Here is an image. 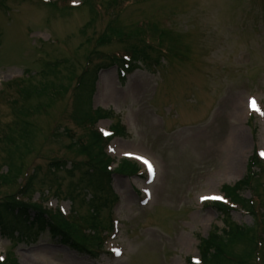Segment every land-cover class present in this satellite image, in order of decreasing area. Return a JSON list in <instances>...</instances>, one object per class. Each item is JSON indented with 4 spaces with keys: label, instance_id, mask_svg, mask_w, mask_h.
Listing matches in <instances>:
<instances>
[{
    "label": "rangeland",
    "instance_id": "obj_1",
    "mask_svg": "<svg viewBox=\"0 0 264 264\" xmlns=\"http://www.w3.org/2000/svg\"><path fill=\"white\" fill-rule=\"evenodd\" d=\"M124 56L132 66L122 77ZM94 77L89 103L79 82ZM82 109L109 115L95 123L106 134L126 125L112 137V166L128 158L138 175L115 172L106 191L71 170L94 164L73 149L88 143ZM240 135L245 143L231 146ZM257 149L264 156V0H0V202L72 210L74 238L99 252L15 228L10 216L0 264H192L205 240L237 225L256 227L249 261L264 264V164L242 193L254 213L240 205L228 215L203 199L248 175ZM56 161L67 165L55 170ZM94 214L104 243L82 239ZM246 246L231 247L236 255Z\"/></svg>",
    "mask_w": 264,
    "mask_h": 264
},
{
    "label": "trees",
    "instance_id": "obj_2",
    "mask_svg": "<svg viewBox=\"0 0 264 264\" xmlns=\"http://www.w3.org/2000/svg\"><path fill=\"white\" fill-rule=\"evenodd\" d=\"M54 6L56 7V5ZM132 49L133 52L138 53L137 47H133ZM84 80L82 82V90H85L89 87V100L87 102L90 103V96L92 95V91L94 90L96 78H93L90 85L89 83H87V81ZM86 96L87 95L85 94V97ZM85 97L83 101H86ZM89 111L90 110L88 109L86 110V113H84V109H82V116L80 117V120L85 126L87 124L94 125L97 122L98 118L102 119L107 118L109 116L103 110H98L95 112L96 115L92 117ZM116 129L120 130V125H117ZM87 137L88 143H84L83 141H81L79 143L83 142L82 145H78L81 147L77 148V146L73 145V149L79 151L81 155L87 156L90 159H94V164L91 168L81 163V161H78L71 167V170H78L81 172V174L85 175L87 180L84 181V183L88 182V187L92 188L93 190L109 191V188H111V173L106 168L108 160L106 158L107 155L104 151L103 139L98 133V131L94 128H87ZM259 164L260 162L258 161V159L254 158L250 164V171H252L254 166ZM66 165L67 163L65 161H56L54 162L53 168L56 170L60 169L61 167H65ZM119 167V171L121 173L129 176L135 175L139 170L137 165L127 160H123L120 163ZM251 180L252 176L251 174H249L246 178L237 182L236 185L225 186L224 191L229 197L237 200V202H241L245 206L250 207L249 200H245L242 197V193L245 189L249 187ZM8 181H10L9 178L6 180V182ZM32 183L33 180H31V184ZM216 207L225 214L229 215L231 213V211L228 210L224 205L219 204ZM10 216H12V219L16 221L15 228L25 229L26 224H28V229H32L35 231L48 230L50 233L53 234V236L57 237L64 244L79 249L82 252L93 253V251L86 246L87 243L74 238L73 234H75L77 230H72L73 225L60 213V211L59 213L53 214L51 211L45 210L42 206L37 205L35 203H25V201L20 202L15 199H13L12 201H1L0 226H3L2 229H4L5 231H8L10 228H13V221L10 219L9 226L8 222L6 221V219H8ZM94 223H97V221H94ZM83 237L84 238L82 239L89 241L87 236L83 235ZM237 243L245 244L247 246L241 252V254L235 255L231 246ZM257 244L258 239L256 227H242L240 225L232 226L228 230H224L222 234H217L205 240L202 246V256L205 264L235 263V261H231L229 259L230 257H232L233 259L235 257L237 259L238 264L240 263L238 261V258L241 259L240 264H251L249 260L252 258L253 260L255 259L256 262ZM12 264H16V260H13Z\"/></svg>",
    "mask_w": 264,
    "mask_h": 264
},
{
    "label": "snow or ice",
    "instance_id": "obj_3",
    "mask_svg": "<svg viewBox=\"0 0 264 264\" xmlns=\"http://www.w3.org/2000/svg\"><path fill=\"white\" fill-rule=\"evenodd\" d=\"M251 104H252V106H253V108H254V110H257V111H259L260 109L256 106V101H255V99L253 98V100L251 101ZM141 159L142 160H144L145 161V163L146 164H148V167H149V169H150V172H151V174L153 175V177H154V175H155V168H154V166L151 164V162L150 161H147L146 160V158H144V157H141ZM147 191V190H146ZM203 199H214V200H222L223 199V197H219V196H212V197H204ZM114 251H116L117 252V254H119V250L118 249H116V250H114ZM197 264H199V262L197 261Z\"/></svg>",
    "mask_w": 264,
    "mask_h": 264
},
{
    "label": "bare ground",
    "instance_id": "obj_4",
    "mask_svg": "<svg viewBox=\"0 0 264 264\" xmlns=\"http://www.w3.org/2000/svg\"><path fill=\"white\" fill-rule=\"evenodd\" d=\"M245 141H246V136L240 135L239 137L237 136V138L235 137L230 144L231 146H233L234 144H237L239 146V145H243ZM232 162L233 163L236 162V165H237L238 164L237 158H234Z\"/></svg>",
    "mask_w": 264,
    "mask_h": 264
}]
</instances>
